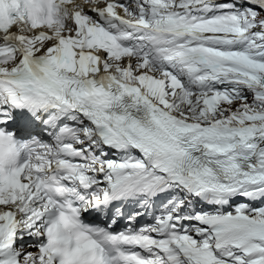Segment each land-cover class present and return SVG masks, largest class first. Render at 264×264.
Here are the masks:
<instances>
[{
    "label": "snow or ice",
    "instance_id": "obj_1",
    "mask_svg": "<svg viewBox=\"0 0 264 264\" xmlns=\"http://www.w3.org/2000/svg\"><path fill=\"white\" fill-rule=\"evenodd\" d=\"M0 264H264V0H0Z\"/></svg>",
    "mask_w": 264,
    "mask_h": 264
}]
</instances>
